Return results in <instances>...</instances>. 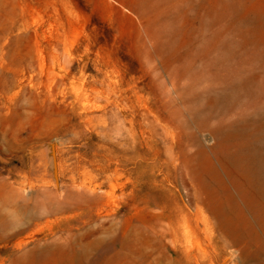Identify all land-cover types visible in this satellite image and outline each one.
Masks as SVG:
<instances>
[{"label": "rangeland", "instance_id": "1", "mask_svg": "<svg viewBox=\"0 0 264 264\" xmlns=\"http://www.w3.org/2000/svg\"><path fill=\"white\" fill-rule=\"evenodd\" d=\"M0 264H264V0H0Z\"/></svg>", "mask_w": 264, "mask_h": 264}]
</instances>
